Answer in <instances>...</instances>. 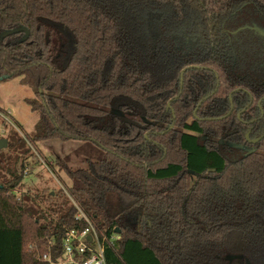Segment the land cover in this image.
Here are the masks:
<instances>
[{"label":"trees","instance_id":"trees-1","mask_svg":"<svg viewBox=\"0 0 264 264\" xmlns=\"http://www.w3.org/2000/svg\"><path fill=\"white\" fill-rule=\"evenodd\" d=\"M15 77L33 139L87 157L54 158L70 185L44 210L0 151V264L60 256L78 209L106 264H264V0H0Z\"/></svg>","mask_w":264,"mask_h":264},{"label":"rangeland","instance_id":"rangeland-1","mask_svg":"<svg viewBox=\"0 0 264 264\" xmlns=\"http://www.w3.org/2000/svg\"><path fill=\"white\" fill-rule=\"evenodd\" d=\"M34 95L35 89L21 84L17 77L0 79V138L8 142V146L0 151L18 156L24 162L25 174L15 188V194L27 193L47 210L42 195L44 197L46 192L51 191L60 202H65L64 189L67 191L70 185V179L54 163V158H65L67 164L73 167H86L83 158L87 156L80 150L79 141L33 139L37 116L26 98ZM198 137L200 141L204 138L203 135ZM108 197L114 199L115 194L109 193Z\"/></svg>","mask_w":264,"mask_h":264},{"label":"built area","instance_id":"built-area-1","mask_svg":"<svg viewBox=\"0 0 264 264\" xmlns=\"http://www.w3.org/2000/svg\"><path fill=\"white\" fill-rule=\"evenodd\" d=\"M76 218L82 220L84 225L64 232L60 256L53 258L48 252H43L41 259L48 264H106L104 237H99L91 219L80 209L77 210ZM113 239H119V235L113 234Z\"/></svg>","mask_w":264,"mask_h":264},{"label":"water","instance_id":"water-1","mask_svg":"<svg viewBox=\"0 0 264 264\" xmlns=\"http://www.w3.org/2000/svg\"><path fill=\"white\" fill-rule=\"evenodd\" d=\"M259 103H260V101H259ZM238 115H239V113H238ZM248 134H249L248 132L245 133V138H246V140H248V141H249L250 143H252V144L256 143V142L261 138V136H260V137H256V138L250 139V138L248 137ZM219 142H221V140H220ZM6 145H7V140L4 139V138H0V149L5 148ZM233 146L236 147V148H241V147H242L241 145H233ZM245 150H246V151H245V153H244V156L247 155L248 153H251V152L254 151L253 148H248V149H245ZM116 231H117V230H116Z\"/></svg>","mask_w":264,"mask_h":264},{"label":"flooded vegetation","instance_id":"flooded-vegetation-1","mask_svg":"<svg viewBox=\"0 0 264 264\" xmlns=\"http://www.w3.org/2000/svg\"><path fill=\"white\" fill-rule=\"evenodd\" d=\"M259 32L263 33L261 30H259Z\"/></svg>","mask_w":264,"mask_h":264}]
</instances>
